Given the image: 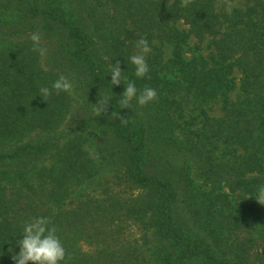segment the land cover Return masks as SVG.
Returning a JSON list of instances; mask_svg holds the SVG:
<instances>
[{"label":"trees","instance_id":"16d2710c","mask_svg":"<svg viewBox=\"0 0 264 264\" xmlns=\"http://www.w3.org/2000/svg\"><path fill=\"white\" fill-rule=\"evenodd\" d=\"M236 1L219 0L217 7L218 0H192L181 7V0H0V264H15L17 241L34 217L56 227L66 249L61 264H264V213L254 201L264 185V0L231 7ZM181 22L188 29H178ZM103 29L112 34L108 59L97 56ZM33 32L47 48L44 58L31 51ZM140 38L151 48L149 78L133 77L132 66L124 84L155 89L153 103L163 115L183 112L188 93L201 102L222 97L221 116H204L187 131L183 149L204 182L214 191L227 188L235 199L218 193L221 207L192 213V227L177 215L172 169L150 153L145 126L120 108L123 82L111 84L109 64L130 66ZM189 39L198 54L185 61ZM165 44L173 46L169 64L180 82L158 76ZM60 76L72 91L42 97L40 88ZM236 90L234 101L228 94ZM72 93H79L75 107ZM86 95L107 99V111L87 117L79 99ZM93 125L104 131L102 145H94L100 158L121 162L95 197L82 191L98 174L85 138ZM136 227L140 237L130 240Z\"/></svg>","mask_w":264,"mask_h":264},{"label":"rangeland","instance_id":"374dc122","mask_svg":"<svg viewBox=\"0 0 264 264\" xmlns=\"http://www.w3.org/2000/svg\"><path fill=\"white\" fill-rule=\"evenodd\" d=\"M241 3L242 1L238 0L230 5L231 7H239ZM177 28L180 30L188 29L183 25L182 22L177 25ZM101 35H103L104 37V43L101 44L100 42H97L98 59L105 57V46H107V43H110V38L112 36L109 31L105 32L104 29L101 32ZM205 44H203V47L205 46ZM194 48L195 41L193 39H189L187 41V45L182 47L181 57L185 61L191 60L198 54V52H196ZM208 52L209 51H203L201 53L206 56ZM172 54L173 46L169 44L163 45V56L160 65V69L162 71L160 74L158 73V76L164 82H180L182 80L179 70L177 68L170 67L169 62L172 59ZM122 65L123 64H120L121 71L123 72V76L128 80V74L132 71V65ZM133 77H135L134 73ZM146 77L148 79L149 75H147ZM234 77L236 78L235 83L236 85H238L240 78L239 74L236 72L234 74ZM187 93L188 92L185 93L184 91L180 95H186ZM78 95L79 93H72L70 96V98L72 99L71 105L73 107L76 106L75 100L77 99ZM186 96H188L189 98L184 99L182 103L183 112L179 113H174L173 110H169L168 115H163L164 113L161 112L159 108H156V105L154 104L155 102H151L144 107H140L136 104L135 100H133L131 106L128 109H123V111L133 123L142 124L143 126H145L151 136L148 144L149 150L151 151L150 153L157 156L158 159L163 162V165L167 168V170L172 169V172L170 170L167 173L169 176V173H172L170 177L171 179L176 181L179 189L180 203H178L176 209L177 215H179L180 221H184L185 225H187L188 227H192L190 215H193L194 213L199 214L201 212L203 216H205L208 213H212L214 209H218L219 207H221L220 201L215 198L218 193H226L229 200L235 199V195L230 194L227 188H222L221 190L219 189L214 191L210 184L204 182L203 179L198 176V173L194 169V165L192 164V160L189 154L183 149L185 145V138L188 135L187 131L197 128L204 116L210 118H217L221 116L222 97L208 99L205 102H201L197 99L194 100L191 93H188ZM228 96L230 99L235 101L239 96V91L236 90L234 92H231L228 94ZM79 99L83 101V106L86 107L85 112L88 114L87 117L93 115V105L97 103L96 99L92 95H86L84 99ZM201 112H204L205 115H201ZM190 119H192L193 124L189 127L187 126V123ZM103 134V129L95 125L87 128L85 134V138L89 139V142L87 143V145H89L88 151L90 152L89 158L96 164L95 168L98 170V174L95 176L94 183L85 184V186L82 188V191L84 192V194H88L94 197L101 195V183L109 179L112 176V173L116 171V169L121 167V162L118 159L110 161V159L106 157L103 160L100 158V151L95 149L96 147H94V145H102V142L100 140H103ZM181 173H189L190 175H187L188 186L186 187H183L184 183H182V181L184 180V177ZM73 200H71V202ZM254 201L257 207L256 209L262 210L264 213V206L258 204L256 200ZM204 220L205 218H202V221ZM193 231L202 233L198 229H193ZM243 232V230L235 231L239 238L243 236ZM225 233L227 232L225 231ZM128 237L130 240H138L140 237L138 227L129 230Z\"/></svg>","mask_w":264,"mask_h":264},{"label":"clouds","instance_id":"9594fccd","mask_svg":"<svg viewBox=\"0 0 264 264\" xmlns=\"http://www.w3.org/2000/svg\"><path fill=\"white\" fill-rule=\"evenodd\" d=\"M191 2L192 0H181L180 6L187 7ZM217 7H219V0ZM29 39L32 42L31 51L44 58L47 55V48L40 46L41 34L33 32L30 34ZM135 49L136 51L129 57V62L134 67L135 77L143 79L149 72L146 57L151 52V48L146 38H140L135 43ZM105 59L108 58L105 57ZM109 68L113 87L119 86L121 82L124 84L125 77L121 71L120 63L117 62L115 65L110 63ZM72 89V82L65 76H60L52 83L51 88L41 87L39 91L42 97L47 98L53 93L57 95L60 92L70 93ZM156 99L157 92L155 89L145 86L138 91L135 82L129 81L126 86L124 84V91L119 104L121 109H128L135 100L138 106L144 107ZM107 107V99L98 101L93 105V112L95 115L101 116L102 113L107 111ZM111 115L118 116L117 113ZM121 121L125 122L126 119L121 118ZM255 200L258 204L264 206V185L259 186L257 189ZM56 233L57 229L51 224L49 218L34 217L30 219L24 224L22 238L17 241L19 252L12 256V260L15 264H61L65 260L66 249Z\"/></svg>","mask_w":264,"mask_h":264}]
</instances>
